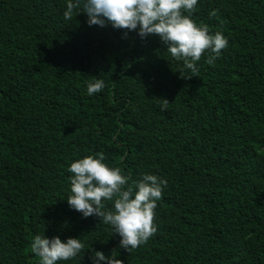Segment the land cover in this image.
Instances as JSON below:
<instances>
[{
	"label": "trees",
	"instance_id": "trees-1",
	"mask_svg": "<svg viewBox=\"0 0 264 264\" xmlns=\"http://www.w3.org/2000/svg\"><path fill=\"white\" fill-rule=\"evenodd\" d=\"M66 6L0 0V264H40L37 234L85 243L59 264H92L94 249L124 264H264V0H199L193 20L228 46L191 79L159 36L66 20ZM94 79L105 87L89 96ZM98 152L129 185L167 180L156 231L131 252L67 202L70 164Z\"/></svg>",
	"mask_w": 264,
	"mask_h": 264
},
{
	"label": "clouds",
	"instance_id": "clouds-1",
	"mask_svg": "<svg viewBox=\"0 0 264 264\" xmlns=\"http://www.w3.org/2000/svg\"><path fill=\"white\" fill-rule=\"evenodd\" d=\"M199 0H67L64 18L71 19L74 12L86 14L89 27L111 26L126 30L125 35L136 32L141 39L157 35L167 46L166 51L176 61H182V71L198 73V63L206 55L213 64L228 46L222 32L210 33L206 24L198 25L192 18ZM216 11L210 12L215 16ZM105 81L94 79L87 84V94L103 90ZM71 194L67 198L70 208L84 218L96 216L108 225L113 235H119V249L131 252L146 243L156 231L154 225L157 201L162 197L167 180L144 173L141 178L128 183L121 169L106 163L103 152L85 156L72 162ZM114 200V207H105ZM85 248L80 238L60 236L53 238L37 234L31 250L40 264H59L75 260ZM114 250L111 255L93 250L92 264H124Z\"/></svg>",
	"mask_w": 264,
	"mask_h": 264
}]
</instances>
